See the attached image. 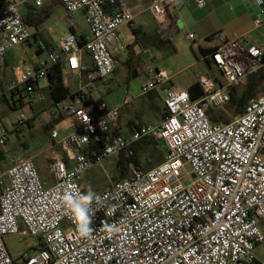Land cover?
I'll return each instance as SVG.
<instances>
[{
	"label": "built area",
	"instance_id": "built-area-1",
	"mask_svg": "<svg viewBox=\"0 0 264 264\" xmlns=\"http://www.w3.org/2000/svg\"><path fill=\"white\" fill-rule=\"evenodd\" d=\"M255 2L259 9L253 23L259 26L264 0ZM25 3L44 6L43 0H0V63L9 49L31 36L22 14ZM60 3L67 13L83 11L89 36L79 45L76 34L68 32L59 39L58 49L35 65L12 68L4 92L16 89L43 100L36 87L46 80L47 69L61 61L77 76V85L56 107L76 125L64 136L49 129L61 152L50 158L52 181L39 175L31 157L12 160L0 174V264H258L253 250L264 241L258 223L264 221V88L228 123L211 122L206 110L222 108L229 101V87L244 84L250 73L264 69L262 48L255 42L245 44L243 36L217 35L216 46L205 57L220 79L199 75L202 97L191 100L187 90H167L158 124L108 136L103 149L89 157L83 149L96 130L108 132L117 108L99 101L90 109L84 100L91 84L115 70L114 53L124 49L120 29L131 26L133 14L123 0ZM195 4L202 7L205 0ZM147 10L160 32L168 29L167 0H150ZM169 80L164 70H155L141 90ZM28 121L19 111L0 130V148L9 133ZM143 138L161 141L164 160L146 170L130 161L126 177L109 181L96 193L100 201L92 204L91 232L81 236L62 196L84 192L79 184L83 172L120 151L129 156L131 146ZM19 232L40 239L44 248L13 257L6 239Z\"/></svg>",
	"mask_w": 264,
	"mask_h": 264
},
{
	"label": "crops",
	"instance_id": "crops-1",
	"mask_svg": "<svg viewBox=\"0 0 264 264\" xmlns=\"http://www.w3.org/2000/svg\"><path fill=\"white\" fill-rule=\"evenodd\" d=\"M43 1L46 7L51 5L50 1L47 0H43ZM123 1H125V3L127 4L129 2V8L133 14V19L131 26L124 25L121 27L120 33L127 35L129 34V30L132 33L133 27L139 28L143 34L149 37L148 41L150 43L156 44L158 40L157 36L161 37L164 31L160 32L158 30L156 21L149 13V11H147V8L144 7L143 9H137L130 3L129 0H123ZM149 1L150 0H148V2ZM29 5L32 8H34L35 11L36 10L38 11V9L42 8V7L36 8L32 6V4ZM23 8H22V14H23ZM167 9L171 15L170 24L173 30V32L169 35V39L171 41L174 50L176 48L171 38H173V34H177L179 32L178 28L181 27L182 30L186 31V35L192 34L193 37L191 39V42H195L196 44L197 50L200 55L199 58L205 65V70H206L205 74L209 75V73L211 72V67H207V61L209 65L211 64L205 56L209 50L213 49L216 46L217 35H223L226 38H231L233 36H243L244 37L243 42L245 44L255 42L262 48V51L264 53V17L262 19L263 22L259 26L254 25L253 21L257 17L258 9H259L256 5L255 0H205V4L202 7L196 6L195 0H167ZM79 12L84 17L83 11L79 10ZM67 14H71V13H67ZM44 22L40 24L38 30L42 28ZM69 32H74L76 36L84 35L85 38L89 36L88 27L86 33L83 32L78 33L75 31L72 25H69ZM60 38L61 36L58 38L56 45L51 43L54 49L50 51H55L58 48L57 46ZM128 40H129L128 43L123 44L120 39V42L124 45V49L120 52L114 53L115 64H116V58H115L116 55L117 56L125 55L126 56L125 62H127V61H131V56L133 53L134 55L137 56V59L140 61L142 59L140 57L141 54L143 53L146 54L147 52H151L152 50L147 47L148 46L147 44H145L143 49L142 47L141 48L136 47V49H134L136 44L131 45L134 38L129 36ZM11 50L12 48L6 52L4 59V61L6 62L5 64L7 65L8 69L10 68L11 73H10V77L9 75L7 76L6 74L1 75V78L3 80V85L8 79L12 77V71H11L12 68L17 66V65H13L12 63L14 62V60L11 59L12 57L10 56ZM40 50H39V44H37V46L34 49V53H35L34 58L27 59L25 57H22L20 59V62L24 64L25 68L27 66L35 65L38 58L45 57L47 53L50 52L49 50L46 49H40ZM81 54L83 60L87 63L89 69L90 70L93 69L92 62L89 56L84 51H82ZM193 54L196 56L195 51H193ZM3 62L1 64H3ZM115 69H116V65H115ZM0 70H2V67H0ZM155 70H159V69L155 68L154 70H151L150 73L153 75V72ZM66 72H67L66 76L71 77L74 83H70V84L65 83L64 76ZM108 80H111V78L109 77L99 81L108 82ZM149 81L151 80L147 79L145 82H143L140 85L139 89H132L128 84L122 95H119L117 97H112L111 99H106V97L103 94H101L99 99L94 101L90 94L91 93L90 91L86 101L87 100L90 101V104H88L90 106L89 107L90 109H93L97 104V102L99 101L105 102L108 107L117 108L116 120L110 124L109 132L114 135L125 136L132 130H136L142 126H150V125L158 124L165 113L162 101L166 91L170 89V86L172 84L170 82H167L164 85H159L146 92H142L141 90L142 86L147 84ZM63 82L69 88L70 93L72 94L76 89L77 76L68 70H64ZM46 86H47V81L40 80L37 86L38 87L37 91L43 94L41 89L43 90ZM263 88H264V84H263ZM158 89H162V91L160 92L158 91ZM7 100L9 102L8 104L10 106L11 105L13 106V103H11V99L8 98ZM39 102L40 101L37 100V97L34 94H32L29 98H26L23 107H27L29 109L28 110L29 113H27V115L29 116V121L25 125L21 126L19 130H42V127L40 123H38V120L40 116L45 113L48 115L44 123L46 126L45 130H48L50 128H55L60 136H64L68 132L74 129L76 125L75 121L72 120L70 117L64 115L62 112H60L56 107V103H51L46 107H41L39 105ZM5 105L8 107L7 103H5ZM7 109L8 111L0 116V130L8 126L9 122H11L15 118L18 111H22V108L11 110L8 107ZM10 111H15V112L9 114ZM2 116L8 117L6 118L7 120L6 123H4L1 120ZM156 141L158 142V140ZM113 156H111L113 160H110L109 159L110 157H108L103 161H106L108 164H111L113 161L118 163L119 161L118 154ZM5 169L6 168H3L2 171H0V174ZM43 178L47 179L48 181H52L51 175L50 177H46V178L43 177ZM79 184L81 185V187L85 189V191L91 188L95 193H97L102 189H104V188H99V189L94 188V186L90 185L89 182L84 181L82 177H80ZM258 223L262 231L264 232V221L260 220Z\"/></svg>",
	"mask_w": 264,
	"mask_h": 264
},
{
	"label": "rangeland",
	"instance_id": "rangeland-1",
	"mask_svg": "<svg viewBox=\"0 0 264 264\" xmlns=\"http://www.w3.org/2000/svg\"><path fill=\"white\" fill-rule=\"evenodd\" d=\"M47 1L52 2L54 0ZM129 1L137 9H143L144 7L147 8L149 4L148 0ZM127 5L129 7V2ZM45 7L46 6L44 5L41 9H44ZM49 15L50 16L45 20L42 28L38 30L39 34L49 43L56 45L58 38L69 32V25H72L78 33L87 32V24L85 23L83 15L79 11L67 14L63 6L60 3L55 2L51 7ZM26 26L31 33L36 31L32 25H29V23H26ZM178 29L179 32L177 34H173V38H171L176 48L174 51H172L171 47L167 45H161L160 43L153 44L148 40H145L143 42L139 41L135 45L134 49H136V47H142L143 49L145 44H147V47L152 50L146 54H141L140 57L142 59L140 61L133 53L131 61L127 62H125V55H116V69L107 77H110L111 80H108V82L97 81L91 84L92 90L90 94L93 100L96 101L99 99L101 94H103L106 99L122 95L128 84L132 89H139L143 82L147 79L151 80L152 74L150 71L155 68L164 70L170 76L169 82L172 84L170 86L171 90H185L193 81L197 79L199 75L205 74V65L199 58L200 55L195 42H191V40L187 38L185 30H182L181 27ZM119 35L123 44L128 43L129 36L133 38L136 37V35L130 32V30L127 35L122 33ZM39 43L42 46L40 41L31 37L29 43H23L22 45L13 47L10 51V56L12 57L11 59L14 60V62H12L13 65H17L21 69L25 68L24 64L20 62V59L22 57L27 59L34 58V49ZM193 51H195L196 56L193 54ZM0 67L3 69L1 63ZM210 67L211 72L209 75L220 79V75L217 70L211 65ZM10 73V68H7L5 74L10 77ZM66 75L67 72L64 76L65 83H74L73 79ZM7 81L3 85L4 88H6ZM243 85L244 84L229 87L228 90L235 88L236 94L239 95L243 90ZM158 91L161 92L162 89H158ZM260 93L261 90H259L257 95ZM7 108L8 107L5 103L0 100V116L8 111ZM28 110L29 109L27 107H22V111L25 114L29 113ZM14 112L15 111H10L9 114ZM215 114L217 116H221L220 120H230L233 112L232 109L225 104L222 108L216 109ZM47 117L48 115L45 113L42 114L38 120L42 130H15L14 132L9 133L4 146L0 148V171H2L3 168H7L12 160L31 157L37 167L39 175L45 178L50 177V158L51 156H59L61 152L59 147L53 144V140L49 136L50 130H45L46 126L44 123ZM6 118L8 117L2 116L1 120L6 123ZM158 142L159 143L157 144L155 142L157 147L155 145H150L149 148L152 150L154 148H159L161 150V154L159 156L157 154V158H162L165 151L161 146V141L158 140ZM146 153L148 154L149 152H143L140 156L141 164L145 168L147 167L148 162L153 161L151 158L145 157L147 156ZM109 159L113 160L112 157ZM118 167V163L115 161L111 164L103 161L102 163L94 164L87 171L83 172L81 177L84 181L89 182L90 185L94 186V188H106L109 181H115L118 177ZM187 180L188 179H185L184 182H187ZM82 189L85 191L83 187ZM6 246L13 257H17L23 252L37 254L40 251L37 240L25 232H19L7 238ZM253 253L256 255L258 264H264V241L254 247Z\"/></svg>",
	"mask_w": 264,
	"mask_h": 264
},
{
	"label": "trees",
	"instance_id": "trees-1",
	"mask_svg": "<svg viewBox=\"0 0 264 264\" xmlns=\"http://www.w3.org/2000/svg\"><path fill=\"white\" fill-rule=\"evenodd\" d=\"M55 2L60 3V0H54L51 2L50 6H47L44 9H39L38 11H35V9L32 8L28 3L24 4V8H23L24 22L29 23V25H32L35 28L36 31L31 34L30 38L32 37L33 39L38 40L42 43V46L39 43V50L40 49H46V50L50 51V50L54 49L53 45L51 43H49L45 38H43L39 34L38 28H39L40 24H42L45 21V19L48 18L50 11H51V7H52L53 3H55ZM172 32H173V30H172L171 24H170L168 29L164 31V33L161 37L157 36V38H158L157 43H160L161 45H167V46L171 47L172 51H174V48H173L171 41L169 39V35ZM132 33L134 35H136V37H134L135 39L133 40L131 45H135L139 41L143 42V41L149 39V37L146 36L145 34H143L139 28L133 27ZM76 37H77L79 45H82L85 41V36L79 35ZM25 43H29V39ZM211 50H209L207 52V54L209 52H211ZM5 63L6 62L4 61L2 64L3 69L0 70V99L2 102L7 103L8 107L11 110H16V109L22 108L24 103H25L26 98H29L31 95L23 96L21 94V91H16V89L15 90H9L7 93L4 92L5 90L3 87V80L1 78V75H4L6 73L7 65ZM207 67H210L208 61H207ZM64 70H66V69H65L63 62H61V61L53 63L47 69V71H46L47 86L43 90L41 89V91L43 93L42 95L44 97V100L39 102V105L41 107H46L51 103H57V102H59V101L63 100L64 98L71 95L69 88L63 82ZM212 77L217 79L215 76H212ZM263 84H264V69L259 68L247 76L246 81L243 85V90L241 91V93L239 95L236 94L235 88H231L229 90V92H228L229 93V101L226 104V106H228L232 109L233 115H238V114L242 113L243 107L245 106L247 101L249 99L255 97L257 95V93L259 92V90H262ZM37 89L38 88H36V90ZM187 91L190 94L191 100H197L200 97H202V95H203L201 88L197 82V79L187 88ZM8 98L11 99V103H13V106L12 105L10 106L8 104L9 103L7 100ZM84 103L90 104V101L84 100ZM215 110L216 109H214V110L213 109H207L206 110L208 118L211 122H213V123L214 122H221V123H228L229 122V120H220L221 116L220 115L217 116L215 114ZM109 131L110 130H108V132H103V131L96 130L95 134L91 136V139H90L88 146L83 149V153L86 156L92 157V155L94 153L100 152L108 140L107 137L114 135V134H111ZM155 142H156V144L158 143L156 140L149 139V138H143V139L135 142L131 146L132 154H130L129 156H126L123 151H120L118 153V157H119L118 166L119 167H118V177L116 178V180L122 179L128 175V173H129L128 172L129 171L128 170V163L130 161L133 162L135 167L140 168V169H144V170L149 169V168L155 166L156 164L162 162L164 160L165 153H164V156L162 158H157L161 154V150L159 148H154L153 150L151 148H149L150 145L156 146ZM161 146H162V144H161ZM147 151L149 153L148 154L146 153L147 156H145V157L151 158L153 161L148 162L147 167L145 168L141 164L140 156L143 152H147ZM157 154H158V156H157ZM0 157H1V154H0ZM36 240H37V244H38L39 249H43L44 244L42 243V241L38 238H36Z\"/></svg>",
	"mask_w": 264,
	"mask_h": 264
},
{
	"label": "clouds",
	"instance_id": "clouds-1",
	"mask_svg": "<svg viewBox=\"0 0 264 264\" xmlns=\"http://www.w3.org/2000/svg\"><path fill=\"white\" fill-rule=\"evenodd\" d=\"M61 200L65 209L71 214V219L80 235L86 237L91 232L90 225L94 215L92 204L99 203L100 197L89 188L75 195L65 193Z\"/></svg>",
	"mask_w": 264,
	"mask_h": 264
}]
</instances>
